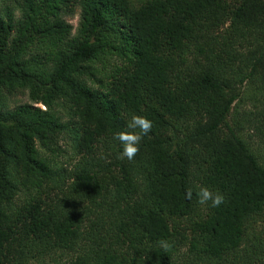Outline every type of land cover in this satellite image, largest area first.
Here are the masks:
<instances>
[{
  "label": "trees",
  "instance_id": "1",
  "mask_svg": "<svg viewBox=\"0 0 264 264\" xmlns=\"http://www.w3.org/2000/svg\"><path fill=\"white\" fill-rule=\"evenodd\" d=\"M256 78L264 0H0V264H264Z\"/></svg>",
  "mask_w": 264,
  "mask_h": 264
},
{
  "label": "rangeland",
  "instance_id": "2",
  "mask_svg": "<svg viewBox=\"0 0 264 264\" xmlns=\"http://www.w3.org/2000/svg\"><path fill=\"white\" fill-rule=\"evenodd\" d=\"M68 20L73 25V27H75L77 25L78 15L68 18ZM17 101L19 103H25L27 102V98L26 96H17ZM36 105L44 108L40 104ZM255 113L257 116H255ZM263 117L264 83L256 78L255 81H251V83L245 87L241 97L236 100V104H233L227 118L233 127H238V125L242 127L241 134L248 140L252 147L257 149V153L262 159H264V132L258 131L256 126L263 124ZM262 129L264 131L263 125ZM259 226V223L255 224L256 230ZM181 252L178 255L176 254L175 258H178Z\"/></svg>",
  "mask_w": 264,
  "mask_h": 264
},
{
  "label": "clouds",
  "instance_id": "3",
  "mask_svg": "<svg viewBox=\"0 0 264 264\" xmlns=\"http://www.w3.org/2000/svg\"><path fill=\"white\" fill-rule=\"evenodd\" d=\"M127 128L130 131L117 133L115 139L119 140L123 146V149L120 152V157L132 160L139 151L138 145L140 140L152 131V122L145 117L133 115ZM137 129L139 132L135 131ZM197 195L199 197V203L204 204L211 201L212 207H218L224 202L223 194H213L207 188H201ZM188 196L189 198L191 197L190 191L188 192ZM162 246L165 248L168 247L165 242H162Z\"/></svg>",
  "mask_w": 264,
  "mask_h": 264
}]
</instances>
